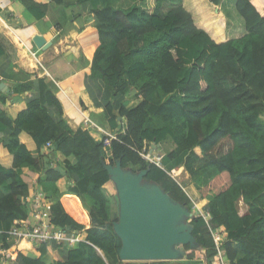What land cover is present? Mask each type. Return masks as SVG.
Returning <instances> with one entry per match:
<instances>
[{
	"label": "trees",
	"instance_id": "1",
	"mask_svg": "<svg viewBox=\"0 0 264 264\" xmlns=\"http://www.w3.org/2000/svg\"><path fill=\"white\" fill-rule=\"evenodd\" d=\"M20 1L34 17H42L34 13L38 4ZM182 1L99 0L95 15L115 40L93 63L104 62L99 73L110 93H130L139 100L134 107L119 109L121 122L109 111L110 123L118 128L113 139L75 133L65 120L55 124L44 104L59 105L48 90L14 120L4 112L7 96L1 95L0 124L11 129L6 149L13 156V168L0 166V186L11 182L8 194H0V250L11 251L15 259L0 255V264H47V250L42 253L47 244L39 246L40 257L33 259L14 250L8 240L13 222L30 214L22 199L34 186L30 179L22 181L17 172L22 169L37 180L43 175L48 183L77 176L70 192L82 208L76 199L46 196L50 224L84 230L81 209L86 210L89 244L69 249L52 245L66 256L50 264H149L118 257L120 241L111 226L117 216L111 218L106 194L112 183L104 169L116 160L132 171L148 170L146 181L158 184L192 212L185 186L170 176L182 168L199 194L196 202L210 214L211 228L225 231L223 258L230 264H264V0H208L219 6L228 28L226 38L217 28L210 29L217 42L195 25ZM194 2L189 8L199 13L197 23H203L209 9L204 0ZM21 133L34 141V151L19 141ZM47 143L50 147L45 148ZM151 144L161 151L160 165L141 156ZM69 156L77 159L75 165H70ZM190 223L198 248L185 246V260L194 259L200 250L212 260L215 250L207 225L200 216Z\"/></svg>",
	"mask_w": 264,
	"mask_h": 264
},
{
	"label": "crops",
	"instance_id": "2",
	"mask_svg": "<svg viewBox=\"0 0 264 264\" xmlns=\"http://www.w3.org/2000/svg\"><path fill=\"white\" fill-rule=\"evenodd\" d=\"M32 1L38 4L34 13H43L42 17H34L32 11L26 10L20 0H0V84L4 86L0 88V98L1 95L7 96V102L3 105L4 112L9 119L14 120L26 110L31 101L39 98L41 91L48 90L59 105L44 104L55 124L65 120L73 132L87 131L96 140L102 135L115 137L118 128L110 123L109 111L112 116L118 117L121 107H134L139 100L133 99L130 93H110L99 73V69L105 66L104 62L93 63L94 56L115 40L109 27L100 23L95 15L99 0ZM182 4L187 11L192 10L186 7V0ZM194 17L192 15L197 23ZM197 27L204 29L214 40L208 27L204 28L198 23ZM36 36L44 40L42 47L34 44ZM24 85L27 88L25 91L13 93ZM84 120H88V123L84 124ZM117 122H121V118L118 117ZM10 140L11 129L0 124V166L5 170L13 168V156L6 149ZM19 141L29 151L36 148L34 141L25 133L19 135ZM67 160L72 166L77 163L73 156ZM17 172L23 182L30 179L34 186L27 195L41 188L48 198L54 195L76 199L82 208L78 198L70 192L77 181L76 175L48 183L43 182L44 176L41 174L37 180L36 175L26 169ZM187 178V175L184 176V179ZM10 186V181H4L0 186V194H8ZM106 194L112 214V193L106 191ZM191 194L188 193L195 200L199 199L198 192ZM81 210L88 225L87 212ZM80 238L86 239V233H82ZM20 246L18 251L25 256L33 259L40 257L39 246L25 243ZM45 250L43 260L47 264L53 263L55 258L61 260L66 256V251L58 252L57 248L48 245L44 246L42 253ZM5 258L14 260L15 255L8 251Z\"/></svg>",
	"mask_w": 264,
	"mask_h": 264
},
{
	"label": "water",
	"instance_id": "3",
	"mask_svg": "<svg viewBox=\"0 0 264 264\" xmlns=\"http://www.w3.org/2000/svg\"><path fill=\"white\" fill-rule=\"evenodd\" d=\"M33 42L38 47L45 43L39 36ZM0 88H4L3 84ZM150 147L149 155L156 146L151 144ZM104 169L117 200V219L111 226L120 241V261H180L185 259V246L198 248L190 223L195 216L158 184L146 181L148 170L123 168L120 160L104 165Z\"/></svg>",
	"mask_w": 264,
	"mask_h": 264
},
{
	"label": "built area",
	"instance_id": "4",
	"mask_svg": "<svg viewBox=\"0 0 264 264\" xmlns=\"http://www.w3.org/2000/svg\"><path fill=\"white\" fill-rule=\"evenodd\" d=\"M84 123L87 124L88 120H84ZM110 139L114 137L109 136ZM107 143V142H106ZM50 147V143L45 145V148ZM148 153L141 154L143 159L154 163L156 165H160L159 158L156 161H152L149 159V155L147 158L144 156ZM174 175H170L174 178ZM33 192V191H32ZM186 195L190 198L192 202V213L194 216H200L205 224L207 225L208 231L211 235L214 250H215V257L212 260L207 259L205 250H200L196 257L192 260H180V261H173L174 264H230L223 258L222 255V243L225 240V231L223 228H211L209 221H210V214L209 212L205 211L201 205H199L195 200H193L187 192ZM22 201L27 205L28 209L30 210V214L28 218L23 220H15L7 232L8 240H10L13 244L14 250H19V247L22 243L32 246H40L41 244H47L48 246L52 247H62L65 249L73 248L79 243H88L86 239L82 240L80 238L82 233H85L84 230H75L69 227L64 228H54L50 224V208L51 204L48 201L47 197L43 190L37 189L35 193H30L26 195ZM87 224V223H86ZM89 244V243H88ZM97 250L96 248H94ZM7 250H0V255L3 258L6 257ZM178 262V263H177ZM142 263V262H141ZM148 263V262H146ZM159 262H155L157 264ZM170 264L169 262H166Z\"/></svg>",
	"mask_w": 264,
	"mask_h": 264
},
{
	"label": "rangeland",
	"instance_id": "5",
	"mask_svg": "<svg viewBox=\"0 0 264 264\" xmlns=\"http://www.w3.org/2000/svg\"><path fill=\"white\" fill-rule=\"evenodd\" d=\"M204 1H205V7L208 8L209 10H207V15L204 17V22L203 23L202 22L198 23V25H202L204 28L208 27L209 31H210V29H214L215 30V28H217L219 30V33L221 35H223L222 37L226 38L227 35H228V28L226 27V21H225V18L223 17V15H222V13L220 11L219 6L211 5L208 2V0H204ZM221 2H222V0H221ZM186 4H187V7H191V5L192 4L194 5L195 2H194V0H192V1L188 0V1H186ZM189 12L192 13V15L195 16L194 18L198 22L199 20L197 19V17H199V15H198L199 13L198 12L196 13V11H194L193 9L189 10ZM195 25L197 26V23H195ZM220 39H222V38H220ZM83 123H84V121H83ZM150 148L151 147H149L148 150H150ZM155 151L156 152L153 155L151 154L152 156H149V159L154 161V162L156 161L157 158H159V156H160L159 152H161L160 149H158V148H156ZM196 152H198V151L196 150ZM144 156L147 158L148 154H146ZM168 170H169V172H173V168H171L170 166H168ZM180 171H181V169L180 170L178 169V172H180ZM176 174L174 175V179L177 182H179L180 184H183L185 186V191L188 192L189 195H192L191 192H197L195 187L193 185H191V184H188V182H187L188 180L184 179V176H186V174L183 172V169H182L180 174H177V175ZM112 187L108 186L106 191L109 192V193H112L111 195H112V200L114 201V208H113V211H112V217L111 218L114 219L117 216V203H116L117 200H116V196H115L114 191H113L114 189H112ZM196 196H195V198H196ZM191 198L193 200H195L194 197L191 196ZM116 219H117V217H116ZM96 251L98 252V250H96ZM100 253L101 252H99V255H101ZM148 263L149 264H154L155 262H148ZM169 263L172 264L174 262L171 261Z\"/></svg>",
	"mask_w": 264,
	"mask_h": 264
}]
</instances>
